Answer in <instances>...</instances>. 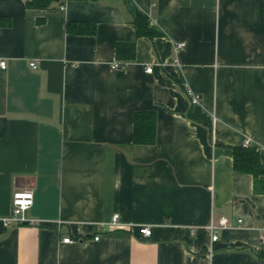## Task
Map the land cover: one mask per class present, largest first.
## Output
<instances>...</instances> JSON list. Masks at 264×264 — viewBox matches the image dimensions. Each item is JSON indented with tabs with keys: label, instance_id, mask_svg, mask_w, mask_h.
I'll return each instance as SVG.
<instances>
[{
	"label": "crops",
	"instance_id": "crops-1",
	"mask_svg": "<svg viewBox=\"0 0 264 264\" xmlns=\"http://www.w3.org/2000/svg\"><path fill=\"white\" fill-rule=\"evenodd\" d=\"M30 1L0 0V264H264V176L234 168L245 146L264 167V0ZM139 111L152 145L133 143ZM26 189L35 223L8 225Z\"/></svg>",
	"mask_w": 264,
	"mask_h": 264
},
{
	"label": "trees",
	"instance_id": "trees-1",
	"mask_svg": "<svg viewBox=\"0 0 264 264\" xmlns=\"http://www.w3.org/2000/svg\"><path fill=\"white\" fill-rule=\"evenodd\" d=\"M65 0H31L28 2V7L33 9H48L53 4L58 3L62 5ZM10 20L0 17V26H9ZM138 28V36H149L153 38L159 32L155 29L148 28L146 24V17L141 13L136 19ZM68 32L74 34H94L96 32V25L90 23H69L67 26ZM118 52L125 50L129 51L127 59L134 57V44H119ZM156 113L153 111H139L134 116L133 128V143L139 145H152L156 142ZM234 168L237 173L251 174L255 178L264 176V167L260 161V152L256 148L240 147L234 149Z\"/></svg>",
	"mask_w": 264,
	"mask_h": 264
},
{
	"label": "built area",
	"instance_id": "built-area-1",
	"mask_svg": "<svg viewBox=\"0 0 264 264\" xmlns=\"http://www.w3.org/2000/svg\"><path fill=\"white\" fill-rule=\"evenodd\" d=\"M185 46V43H177L175 46V49H182ZM31 67L36 68L37 65L35 62H32ZM114 68H119V65H114ZM0 69L6 70L7 69V62L3 59L0 60ZM153 68L149 67L147 69V72H152ZM187 95L190 98L192 105H199L202 101V96L199 94L194 93L191 90H187ZM248 144V141L247 143ZM34 202V194L32 190H18L14 192L13 194V209L12 213L5 219V222L15 225H34L35 221L32 219L27 218V212L28 210L33 206ZM119 228H125L123 223L120 221V216L118 214H115L113 218L107 222V223H101L97 225L96 227V237H94L95 241H99L101 239V235L103 233H106L112 229H119ZM227 228V219H220L219 225L211 224L209 226V230L212 234V240L216 241L218 239V233L220 229ZM77 237L76 239H72L71 237H64L63 243H75L80 242L82 239L85 238V231L83 230V226L79 225L77 229ZM140 234L144 235L146 237L150 236L152 234V230L149 226H144L140 229Z\"/></svg>",
	"mask_w": 264,
	"mask_h": 264
}]
</instances>
